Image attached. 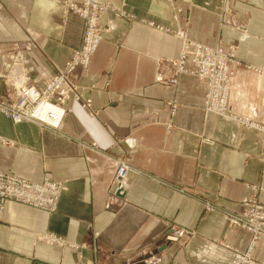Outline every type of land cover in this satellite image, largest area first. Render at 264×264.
<instances>
[{
    "label": "crops",
    "instance_id": "obj_1",
    "mask_svg": "<svg viewBox=\"0 0 264 264\" xmlns=\"http://www.w3.org/2000/svg\"><path fill=\"white\" fill-rule=\"evenodd\" d=\"M82 1L0 0L2 100L65 70L85 29L69 4ZM102 3L59 125L0 112V171L60 184L54 210L0 200V264H233L245 252L264 264V236L252 243L226 217L264 204V0ZM181 33L236 47L226 114L206 110L205 81L177 72Z\"/></svg>",
    "mask_w": 264,
    "mask_h": 264
},
{
    "label": "built area",
    "instance_id": "obj_2",
    "mask_svg": "<svg viewBox=\"0 0 264 264\" xmlns=\"http://www.w3.org/2000/svg\"><path fill=\"white\" fill-rule=\"evenodd\" d=\"M103 0H83L81 4L70 3V8L80 12L86 18L84 29V44L79 55L81 66H86L96 38H99L98 11L105 9ZM82 5V6H81ZM182 34V33H181ZM230 51H224L221 46L207 47L201 46L190 39L182 41L180 56L177 60V72L196 75L205 81L208 91L205 94L204 106L207 110L217 112L226 111L224 96L227 95L231 77L235 69L228 67V62L238 64L233 48L228 45ZM190 57L195 64V69H187L185 60ZM71 61V60H68ZM72 61L67 63L65 70L59 71L53 76L52 80L45 81L42 86L30 84L27 90L21 87L22 94L17 91L18 99L12 102L0 99V112L9 116L13 121L36 119L33 115L38 102L46 97L56 104L62 105L68 95L71 86L66 84V73L71 72ZM86 102H89L87 100ZM65 111V110H64ZM52 116V114H51ZM56 118L54 115L52 116ZM63 117V116H62ZM60 117V118H62ZM43 122L40 118H38ZM37 120V119H36ZM38 120V121H39ZM61 119H58V126ZM128 170L126 162L120 161L115 169L114 177L120 180ZM117 186H121L120 184ZM60 184L49 179L42 181H29L18 178L8 172L0 171V200L11 199L34 207L54 210ZM120 192V187H118ZM228 221L235 226L244 228L252 234V243L258 237L264 236V204L256 200L243 202L242 212L239 214H229L226 216ZM247 252L236 253L232 260L233 264H257L249 258Z\"/></svg>",
    "mask_w": 264,
    "mask_h": 264
},
{
    "label": "bare ground",
    "instance_id": "obj_3",
    "mask_svg": "<svg viewBox=\"0 0 264 264\" xmlns=\"http://www.w3.org/2000/svg\"><path fill=\"white\" fill-rule=\"evenodd\" d=\"M180 35H181L182 41H185L187 39V38H185L183 36V34H180ZM96 40H97V38H96ZM197 44H199V43H197ZM199 45L202 46V44H199ZM232 47L235 48V54H236V47L235 46H232ZM234 74H235V72H234ZM234 74L232 75L231 80L233 79ZM21 87H24V89H26V90L28 89L27 88L28 86H26L25 84L24 85H21L20 88H19V92L21 94H22ZM230 90H231V86L229 84L228 91H227V95L224 96V100H225L224 103H225L226 107H227V104H228V101H229V96H230V92H231ZM64 110H65V107L63 105L56 104V103L52 102L50 99H46V97H44V98H42L38 102V106L35 107V110L33 112V115L35 117H37L36 118L37 120L36 119H30V120H34V121H37L39 123L48 124V125L49 124H56L58 122V119L59 120L60 119L61 120L63 119V117L65 115V111ZM208 111H214V110H208ZM215 112L216 113H220V112H217V111H215ZM226 112L227 111H224V112H221L220 114H223L224 115V114H226ZM51 114H52V116L54 115L56 118L52 117ZM60 117H62V118H60ZM38 118H40L43 122H41ZM126 177L127 176L125 174V176L121 177L120 180H117V185H119V184L121 185V186H117V187H120V193H121V195H122V193H124L123 192V189H124ZM167 237H168L169 240L174 239V237H172L171 235H168Z\"/></svg>",
    "mask_w": 264,
    "mask_h": 264
},
{
    "label": "rangeland",
    "instance_id": "obj_4",
    "mask_svg": "<svg viewBox=\"0 0 264 264\" xmlns=\"http://www.w3.org/2000/svg\"><path fill=\"white\" fill-rule=\"evenodd\" d=\"M81 4V3H80ZM82 6V5H81ZM76 11V10H75ZM101 11V10H100ZM100 11H98V12H100ZM76 13L77 14H79V15H81L80 14V12H77L76 11ZM99 14V13H98ZM81 16H83V15H81ZM84 17V16H83ZM84 19H85V27H86V18L84 17ZM98 27H99V33H100V31H101V27L99 26V23H98ZM83 42H85L84 41V32H83ZM82 44H84V43H82ZM83 46V45H82ZM82 46L79 48V49H75L73 52H72V55H71V57L68 59V60H71L73 63H72V65H71V67H70V70L71 71H73V70H75V68L78 66V65H80L81 66V62H80V57H79V55H77V56H75L76 55V53H78V52H80L81 50V48H82ZM217 47V46H216ZM222 49H223V47H222ZM224 51H230L231 49L229 48V47H227V49L225 50V49H223ZM233 53L235 54V48H233ZM67 60V63H69V62H71V61H68ZM228 64H229V62H228ZM230 64H232L233 65V63H231L230 62ZM67 66V65H66ZM70 73V72H69ZM69 73H67V75H69ZM57 74V73H56ZM56 74H54V75H56ZM1 75V74H0ZM53 75V76H54ZM53 76L51 77V78H49L48 80H46V81H49V80H52L53 79ZM204 81V80H203ZM21 85H24V83L23 84H21ZM21 85H19V86H16V89H17V91L19 92V88H20V86ZM17 91H16V93H17ZM207 91H208V88H207ZM20 93V92H19ZM18 95V94H17ZM1 99V98H0ZM10 102H12V101H10ZM47 125V124H46ZM115 173V172H114ZM228 220V219H227Z\"/></svg>",
    "mask_w": 264,
    "mask_h": 264
}]
</instances>
